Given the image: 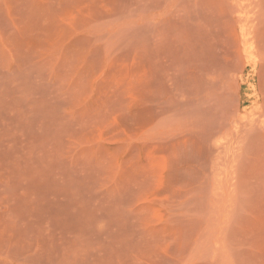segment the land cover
I'll return each instance as SVG.
<instances>
[{
  "label": "rangeland",
  "instance_id": "rangeland-1",
  "mask_svg": "<svg viewBox=\"0 0 264 264\" xmlns=\"http://www.w3.org/2000/svg\"><path fill=\"white\" fill-rule=\"evenodd\" d=\"M0 264H264V0H0Z\"/></svg>",
  "mask_w": 264,
  "mask_h": 264
}]
</instances>
